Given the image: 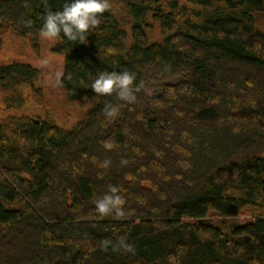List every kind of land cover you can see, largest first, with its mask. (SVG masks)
<instances>
[{
  "label": "trees",
  "instance_id": "16d2710c",
  "mask_svg": "<svg viewBox=\"0 0 264 264\" xmlns=\"http://www.w3.org/2000/svg\"><path fill=\"white\" fill-rule=\"evenodd\" d=\"M110 4L86 44L61 33L53 49L67 99L90 104L83 118L70 129L0 119V264H264V0ZM45 12L42 0H0V51L6 30L38 36ZM100 71L134 72L135 102L96 95ZM38 76L2 65L0 90L20 99ZM109 185L124 218L96 211ZM250 208L260 214L245 223L208 220ZM119 237L134 253L100 250Z\"/></svg>",
  "mask_w": 264,
  "mask_h": 264
},
{
  "label": "rangeland",
  "instance_id": "374dc122",
  "mask_svg": "<svg viewBox=\"0 0 264 264\" xmlns=\"http://www.w3.org/2000/svg\"><path fill=\"white\" fill-rule=\"evenodd\" d=\"M56 44V39H45L40 34L22 38L10 30L4 32L0 66L13 62L29 64L39 71V76L33 85L20 87V99L13 91L0 90V119L28 116L36 120L53 121L70 129L83 118L90 107L88 101L70 102L61 87L54 86L56 73L64 71V57L53 51ZM43 58L50 61L49 66L44 69L39 67V61ZM258 214L259 210L250 208L234 219L211 215L208 220L227 228L232 224L251 221Z\"/></svg>",
  "mask_w": 264,
  "mask_h": 264
},
{
  "label": "clouds",
  "instance_id": "9594fccd",
  "mask_svg": "<svg viewBox=\"0 0 264 264\" xmlns=\"http://www.w3.org/2000/svg\"><path fill=\"white\" fill-rule=\"evenodd\" d=\"M46 9L43 16V26L40 29V35L45 39L59 38L61 33L69 41H79L80 44L87 43V33L101 23L100 17L111 10L110 0H71L65 3L62 10L53 11L48 6V0H42ZM27 6V5H26ZM26 27L32 26V21H25ZM50 61L43 58L39 61V67L44 69L49 66ZM63 73L57 72L55 75L54 86L60 87L63 84ZM136 79L135 73L130 71H100L96 79L91 84V89L98 96H111L113 93L127 103H134L136 96L133 84ZM106 118L114 119L119 113V106L106 103L103 108ZM105 150H111L114 144L111 141H104ZM127 161L122 160L125 165ZM111 164L110 159L102 162L101 167L107 169ZM120 189L117 186H108V191L103 196L95 200L96 211L101 216L115 214L117 218H124L126 213L123 209L124 200L119 194ZM109 247L113 251L134 253V246L129 244L125 237H119L116 241L103 239L100 241L99 248L102 251H108Z\"/></svg>",
  "mask_w": 264,
  "mask_h": 264
}]
</instances>
